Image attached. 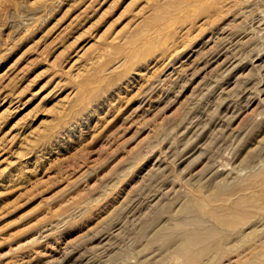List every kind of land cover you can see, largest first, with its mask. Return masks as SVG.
Wrapping results in <instances>:
<instances>
[{
  "label": "rangeland",
  "instance_id": "obj_1",
  "mask_svg": "<svg viewBox=\"0 0 264 264\" xmlns=\"http://www.w3.org/2000/svg\"><path fill=\"white\" fill-rule=\"evenodd\" d=\"M0 264H264V0H0Z\"/></svg>",
  "mask_w": 264,
  "mask_h": 264
}]
</instances>
